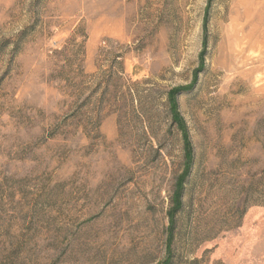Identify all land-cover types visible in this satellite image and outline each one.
I'll return each mask as SVG.
<instances>
[{"label": "rangeland", "instance_id": "obj_1", "mask_svg": "<svg viewBox=\"0 0 264 264\" xmlns=\"http://www.w3.org/2000/svg\"><path fill=\"white\" fill-rule=\"evenodd\" d=\"M0 264H264V0H0Z\"/></svg>", "mask_w": 264, "mask_h": 264}, {"label": "trees", "instance_id": "obj_2", "mask_svg": "<svg viewBox=\"0 0 264 264\" xmlns=\"http://www.w3.org/2000/svg\"><path fill=\"white\" fill-rule=\"evenodd\" d=\"M175 95V92H172L169 94V98L171 101H173V97ZM171 114H172V120L173 122H175V124L179 125L180 128H182L183 126H181L182 122L179 121V118H178V115L176 113V108L172 106L171 108ZM183 152L185 153L184 154V159H185V162H184V165L183 167L185 168L184 169V173L182 175H180L178 177V180L176 182V188H175V192L173 194V208L170 210V212L168 213V215L170 216V219H171V223H173V217H174V213L179 210L180 206H181V191H182V188H183V183H184V180L188 174V171H189V167H190V164L192 162V158H191V149H190V145L188 143V141L186 139H184V148H183ZM187 173V174H185ZM171 241V240H170ZM170 244V243H169ZM170 251V249L168 250Z\"/></svg>", "mask_w": 264, "mask_h": 264}]
</instances>
